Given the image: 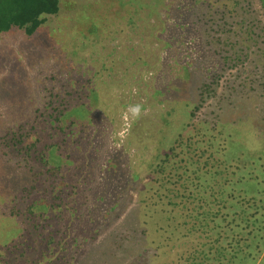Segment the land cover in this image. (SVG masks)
Here are the masks:
<instances>
[{
  "label": "rangeland",
  "instance_id": "374dc122",
  "mask_svg": "<svg viewBox=\"0 0 264 264\" xmlns=\"http://www.w3.org/2000/svg\"><path fill=\"white\" fill-rule=\"evenodd\" d=\"M112 2L60 0L59 13L46 17L33 36H26L23 30L0 36V124L11 127L28 122L33 109H41L52 95H62L65 91H81L82 101L78 103L86 104L89 110L93 109L90 104L94 105L92 112L85 114V123L89 124L88 132L94 134L93 141L99 147L95 148L97 155L92 164L93 182L87 177L91 166L85 168L82 182L90 179L85 184L88 188L94 181L100 182L103 175L108 182V186L99 188L105 195L92 217L100 231L95 242L101 245L97 251L103 254L109 248L101 241L108 239L110 233L120 237L125 233L130 235L124 252L117 251L116 256L121 260L101 257L97 263L216 264L211 255L204 258L199 254L203 244H206L204 250L221 244L228 251L231 238H237L232 242L234 249L244 251L247 245H258L250 237L242 241L238 238L240 230L229 225L233 211L226 207H222L220 217L215 220L221 223L222 214L228 216L221 223L222 231L233 230V233H223L218 238L215 232L208 236L201 232L195 218L202 214L198 209L202 206L198 202L202 194H198L200 188L195 190L186 183L184 178L193 176L192 168L179 161L181 158L197 161L194 148L199 153L214 152L216 140L220 146L226 137V144L235 143L234 154L238 157L235 161L229 159L227 165L237 169L236 166L244 163L252 164L247 167L249 175L262 179L260 182L264 180V15L258 1L163 0L165 4L163 7L160 4L159 9L162 7L165 13L168 5V11L162 14L166 24L161 35H157L161 28L155 22L153 10L148 20L150 26L137 31L135 26L143 24L141 17L128 19L120 6L114 20L106 22L109 29H104V14L117 10ZM242 33L244 43L226 49L224 43L233 44L236 35ZM185 71L191 76L187 77ZM137 104L141 112L133 116L129 109ZM188 104L189 113L195 107L190 117L184 110ZM212 128L214 132H209ZM88 132L85 139L89 138ZM212 133L221 134L215 145ZM61 146L67 147L65 143ZM170 149L173 152L165 165L166 173L172 182L178 180V183H164L161 197L148 200L145 197L146 209L141 210L138 200L148 190L149 194L159 188L161 173L155 170L152 173L150 167ZM219 153L222 157V152ZM1 171L3 183L8 181L9 191L15 192L12 196L0 195L3 252L0 264H43L48 233L54 229L46 225L36 230L22 213L37 195L33 191V195L22 198L21 189L31 187L32 174L28 167L15 168L4 160L0 162ZM39 171L40 165L35 163L32 172ZM135 175L138 179L134 181ZM44 181L45 177H40L36 186ZM144 184L148 190L141 194ZM191 194L194 195L190 197ZM233 195L238 196L236 192ZM82 203L85 206V201ZM114 204L118 216L110 218L103 227L102 215ZM218 208H214L213 214ZM85 216L82 227L86 232L93 223L85 222ZM41 224L45 222L38 223ZM72 226L70 233L75 237L79 232L76 225ZM62 238L63 232H54L53 244L48 246L53 264H68L72 260L70 237L67 252L57 253L61 252L57 243ZM9 240L15 245L3 247ZM263 247L250 259L233 260L232 264H264ZM194 250L197 253L190 259Z\"/></svg>",
  "mask_w": 264,
  "mask_h": 264
},
{
  "label": "trees",
  "instance_id": "16d2710c",
  "mask_svg": "<svg viewBox=\"0 0 264 264\" xmlns=\"http://www.w3.org/2000/svg\"><path fill=\"white\" fill-rule=\"evenodd\" d=\"M256 1L259 3L262 15H264V0ZM112 4L117 7V10L104 14L103 19H105V23L102 25L104 29L110 26L106 22L109 23L115 17L120 6L125 15L128 16V19H134L136 16L141 17L142 21L140 22H143V24L141 27L135 26L134 29L137 31H141L142 28L146 30L150 26L148 20L152 17L151 11L153 10L156 17L155 22L161 28L157 32V35H161L163 32L162 27L166 24V21L162 18V14L166 15L168 11V5H165L167 11L162 13L161 8L165 4L163 0H113ZM160 4H162V7L159 9ZM59 11L60 0H0V36L14 30H23L26 36L31 37L45 23L46 17L56 16ZM106 11L107 9L103 13ZM243 35V33L242 35H236L233 44L226 41L224 43L226 49L233 45L236 46L244 43L245 37ZM235 54L237 55V52ZM227 57L225 60H227ZM185 73L187 77L191 76L188 71H185ZM51 98L44 103L41 109L35 108L31 111L29 117L31 119L28 122L23 124L15 123L11 127L0 124V129H5V131L2 130L0 132V162L4 160V162L13 164L15 168L20 167L24 170L28 167L33 177L31 187L21 189L23 193L22 198L26 199L28 196L33 195V191H36L37 195L22 213L31 227L36 230L46 228V225L54 229L48 233V246L53 244L54 232H63L64 238L57 243L61 252L57 251V253H63L64 255L67 252V238L70 237L69 246L72 247V260L68 264H100L96 261H100L101 257H108L113 261L121 260V258H117L116 256L117 251L124 252L126 249L125 244L129 242V233L123 234L122 237L118 234L113 236V233H110L108 235L109 240L102 239L101 244H107L106 246L109 247L107 250H103V254H101L102 251H97L100 250L101 245L95 244L100 231L97 230V223L92 217L97 214L95 209L99 208V203L104 199V190H100L99 188L100 186H108L106 184L108 183L107 178L103 175L100 182L96 180L94 181L95 183L89 184L88 188H85L87 180L91 179L92 181L93 179L92 164L97 155L96 149L99 147V143L93 141L94 134L88 132L90 126L88 123H85V114L91 113L95 107L93 104H90L93 109L89 110L86 104H79L78 102L82 101V96L81 91L77 90L72 91V93L65 91L62 95L55 94ZM198 99L202 100V97L199 96ZM73 100L74 103H72ZM184 110L190 117L194 115L195 107L189 113L188 104ZM208 131L214 132V128ZM87 132L89 133V138L85 139ZM211 135L214 137L212 140L215 145L216 138L220 137L221 134L217 133L213 135L212 133ZM217 141L214 152L208 153V150H204L199 153L196 152L198 148H194V157L198 158L197 161L188 158L186 160L185 158H181L179 161L192 168L193 176L184 178L186 183L191 184L195 190L200 188L198 194H202V197L198 199V202L202 203V206L198 208L202 211V214L195 218L201 232L206 233V236H208V233L215 232L218 234V238L223 233L226 235L232 234L233 230L222 231L223 226L221 223L227 221L228 216L222 214V218H220L221 223H217L215 220L220 217L222 207H226V210L233 211V219L229 221V225H233L235 226L233 227L234 229L240 230L238 238H241L242 241L245 237L247 239L250 237L253 242L258 241V245H247L244 251L241 248H233L232 242L237 238H231V242L229 243L231 249L228 251L221 244L215 248L208 246L206 250H204L206 244L202 245L201 252H199L201 257L207 258L211 255V260L215 258L214 262L216 264H224L226 261L232 264L233 260L250 259L264 245V180L260 182L262 179L258 180L257 177L252 178V175H249L248 170L250 168L247 167H252V164L246 166V163H244L243 166H236L237 169L229 167L227 165L229 159L231 161L238 159L233 149L235 143L231 142L228 144L227 142L226 144V137H223L222 145L224 146H218ZM62 143H65L67 147L63 149ZM179 145L181 146L182 144ZM225 146L228 147L226 151ZM221 147H224V149H221ZM220 151L222 152V157H219L221 155ZM169 152L166 150L159 158V161L150 167L152 173L155 171H160L159 173H161L160 180L158 181L159 188H155L153 192L148 194L149 190L146 189L148 186L146 184L143 185L140 193L145 194L144 191H148L138 200V204L142 208L141 210L146 209V206H144L146 199L161 197L160 189L165 187L164 183H172L173 185L178 183V180H173L172 182L169 179L170 174L166 173L168 166L165 165H168L173 149H170ZM224 152L226 158L224 157ZM202 158L204 159L203 162L200 161ZM219 158H223L225 161L221 162L218 160ZM35 163L40 165L38 174L32 172ZM90 166L91 168L87 174V177H90V179H85V183H83L82 179L83 177L85 178V168H89ZM253 166L255 167V163ZM231 169L235 170L230 172ZM2 172H0V195L2 194L3 196L8 193L12 196L15 191H9L10 185L8 181L3 183ZM107 172H110L109 166ZM185 172L186 170L183 171V173ZM43 176L45 177L44 183L36 186L38 179ZM71 179L73 182H70ZM133 179L134 181L138 179L137 175ZM235 192L238 194L237 197L233 195ZM125 195L131 200V196L127 192H125ZM192 195L194 194L189 196L192 197ZM145 197L146 199H144ZM83 201H85V206H83ZM231 201L234 204H231ZM88 203H91L89 207H87ZM120 204L121 202L118 206ZM211 204H215V206H211ZM256 204L258 206L256 212L253 213L252 209H254ZM115 205L109 207V210L102 215L105 221L103 227L107 225L110 218L113 219V217L116 218L118 216L116 208L114 210ZM215 207L219 208L213 214ZM84 216L87 217L85 222L93 223L91 228L86 232L84 227H82ZM39 222H45V224L38 225ZM61 223L63 224L61 225ZM71 225L77 226L79 233L75 237L70 233V230L73 229V226L70 227ZM143 225H145L143 227L147 230V224L144 222ZM189 231L192 232V229L190 228ZM144 234L146 235V233ZM78 237L80 244H77ZM218 238L216 241H218ZM12 240L6 241L10 244L8 243L3 247L15 245V242ZM224 241L226 240L222 239V242ZM48 246L43 254L46 256V261L43 264H53V259L51 258L53 254ZM81 246L82 248L80 249L79 247ZM85 248L87 249L86 253L84 252ZM1 253H3L2 248H0V260L2 259ZM75 253L78 254L77 258L74 257ZM196 253L197 251L194 250L191 253L190 259H193ZM226 253V257H223ZM130 264L133 263L131 262Z\"/></svg>",
  "mask_w": 264,
  "mask_h": 264
},
{
  "label": "clouds",
  "instance_id": "9594fccd",
  "mask_svg": "<svg viewBox=\"0 0 264 264\" xmlns=\"http://www.w3.org/2000/svg\"><path fill=\"white\" fill-rule=\"evenodd\" d=\"M129 111L133 114V116H139L141 112V106L139 104L131 106Z\"/></svg>",
  "mask_w": 264,
  "mask_h": 264
}]
</instances>
